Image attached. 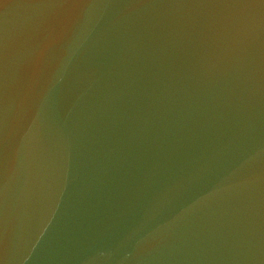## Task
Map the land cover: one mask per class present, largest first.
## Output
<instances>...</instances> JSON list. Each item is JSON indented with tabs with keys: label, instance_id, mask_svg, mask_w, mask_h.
<instances>
[{
	"label": "water",
	"instance_id": "95a60500",
	"mask_svg": "<svg viewBox=\"0 0 264 264\" xmlns=\"http://www.w3.org/2000/svg\"><path fill=\"white\" fill-rule=\"evenodd\" d=\"M0 264H264V0H0Z\"/></svg>",
	"mask_w": 264,
	"mask_h": 264
}]
</instances>
